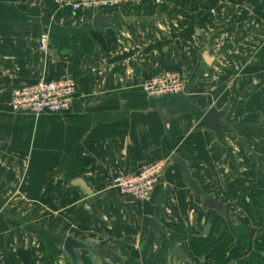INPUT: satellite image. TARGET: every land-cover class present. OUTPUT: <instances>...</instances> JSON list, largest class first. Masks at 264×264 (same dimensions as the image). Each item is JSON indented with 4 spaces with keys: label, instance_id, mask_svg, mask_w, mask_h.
<instances>
[{
    "label": "crops",
    "instance_id": "1",
    "mask_svg": "<svg viewBox=\"0 0 264 264\" xmlns=\"http://www.w3.org/2000/svg\"><path fill=\"white\" fill-rule=\"evenodd\" d=\"M97 14L112 19L99 31ZM42 32L47 51L38 41ZM164 70L186 75L183 92L147 98L141 83ZM62 77L77 87L68 113L12 111L14 89ZM209 112L216 120L223 113L221 132L205 123ZM159 159L165 166L150 201L139 204L109 189L114 176ZM55 177L67 181L63 229L92 243L95 251L87 253L99 254L103 264L115 258L99 245L121 240L127 247L118 255L138 264H159L149 259L157 249L161 264H186L171 255L181 246L178 229L198 238L202 223L219 219L253 238L246 258L264 232L260 0H143L99 13H73L48 0H0V208L10 201L21 211V194L3 201L13 188L45 192L42 222L53 223ZM77 177L91 195L72 185ZM208 195L225 215L204 205ZM21 218L12 221L21 225ZM13 235L20 238V230ZM203 259L211 262L212 252Z\"/></svg>",
    "mask_w": 264,
    "mask_h": 264
},
{
    "label": "rangeland",
    "instance_id": "2",
    "mask_svg": "<svg viewBox=\"0 0 264 264\" xmlns=\"http://www.w3.org/2000/svg\"><path fill=\"white\" fill-rule=\"evenodd\" d=\"M48 1H51L54 7H59L54 4L53 0H48ZM260 3L261 5H263L264 8V0H260ZM42 34L45 33L42 32L41 35ZM38 41L39 43H41L40 42L41 36ZM183 75L185 77V80L187 81L186 75L184 73ZM40 180L41 177L38 178L39 183ZM66 182L67 181H65L64 178L55 177V191L53 193L54 221L53 223H49V225H47L45 222H42L43 220L42 217H44V213L46 209L45 200H44L45 192L22 193V192H18V189L16 187V189L13 188V192L11 193H7V192L3 193V201H7L9 197L11 198L17 196L20 197V194L22 195V197H20L22 199V208L20 212L17 208L13 206V204L10 201L8 203H4L5 207L0 208V224L6 222V224L2 228L0 227V230L2 232V236H1L2 239H0V248H2L1 250L6 251V255H5L6 264H19V263L22 264V262L19 260V258L16 255V250L18 248H25L30 250L32 257V264H54V263L70 264L69 260L66 258L65 254L62 252L61 249L62 241L68 235L67 230L63 229V226L61 224L62 221L61 204L62 202H64L63 198L65 197V191L67 188ZM138 203L144 204L146 202H138ZM246 210H247L246 214L248 216L249 215L252 216L251 218L253 220L251 221L250 224L251 226L252 225L254 226L255 224L254 222H256L257 220L254 219L253 217L252 214L253 209L247 206ZM19 214L22 215L21 216L22 218L19 217L20 216ZM34 215H36L35 223L33 222ZM13 218H16V220L21 218L22 224L21 225L14 224L12 221ZM31 221L33 224L31 223ZM262 221L264 222V218ZM234 222L235 224L239 223V221H234ZM48 226H50V230ZM46 227L47 230H45ZM18 230H20L21 232L20 238H16L17 235L16 236L13 235L14 232ZM178 231H180L179 242H181V246L185 250V252L187 249V251L190 253L189 255L191 256L193 263L205 264L203 258H205L211 252V249L210 252L209 251L205 252L202 251L201 249L197 250V247L200 245L198 241L194 239H193L194 240L193 244L191 243L190 241L191 235H189L190 233L188 229H185V227L182 226V228H179ZM198 233H201L203 238L208 235L209 239L211 238V240L213 241H215V239L219 237H222V239H224L227 236L231 237L232 239H236L237 236L242 237L244 239V234H246L245 231L240 226L231 228L227 223H222V220L220 219L217 220L216 222L202 223V227ZM188 235L189 237L185 239L186 241H184L183 238H185V236ZM4 237H9V238H4ZM89 242L96 243L97 241H89ZM161 242H162L161 240L159 242H156L158 248L161 247L162 245ZM252 242H253V238L249 239V242H247L246 240L247 247H249L252 244ZM114 243L115 245L106 244L104 247L102 245H99L102 251L107 250V252L112 253L113 257L115 258L113 264H120V261L132 259L127 255H125V257H121L118 255V251L124 253V251L126 250L127 247L126 241L121 240V241H116ZM158 250L159 249L155 250L154 256L149 257V259H151V263H153V261L159 264L162 263L163 251H158ZM251 252H253L252 254L256 253V249L254 245L252 246ZM251 252L247 256L252 255ZM84 254H81V256H79V260L81 261L80 264H103L101 256H99V254L98 255L97 253H87L85 255ZM261 255L264 258V252L261 253ZM247 256L245 259L249 260V257ZM211 264H215V263H211Z\"/></svg>",
    "mask_w": 264,
    "mask_h": 264
},
{
    "label": "built area",
    "instance_id": "3",
    "mask_svg": "<svg viewBox=\"0 0 264 264\" xmlns=\"http://www.w3.org/2000/svg\"><path fill=\"white\" fill-rule=\"evenodd\" d=\"M142 0H53L59 7H68L73 13H99L118 9L124 5H135ZM40 47L48 50V36L41 35ZM186 80L179 70H164L143 80L141 89L147 98L175 96L183 92ZM73 79L62 77L55 80H41L31 85L14 89L10 107L15 113L28 115L68 113L76 93ZM164 159L152 161L137 172L118 174L109 184V189L138 202L151 199L156 184L163 174Z\"/></svg>",
    "mask_w": 264,
    "mask_h": 264
},
{
    "label": "trees",
    "instance_id": "4",
    "mask_svg": "<svg viewBox=\"0 0 264 264\" xmlns=\"http://www.w3.org/2000/svg\"><path fill=\"white\" fill-rule=\"evenodd\" d=\"M193 239L197 240L200 245L197 247V250L201 249L202 251L210 252V249H211L213 260L209 262V264L211 263H215V264H230V263L231 264H264V258L261 255V253L264 252V232L261 234V236L258 239L254 241L253 245L256 249V253L252 254L253 252H251L252 255L247 256L249 257V260H246L245 258H241L242 254L246 252L248 248L246 244V240L247 242H249V240H248V237H246V234H244V239L238 236L236 239H232L231 237L227 236L224 239H222V237H219L215 239V241L211 240V238L209 239L208 235L204 238L202 236L198 238L191 237L190 241L192 244L194 241ZM186 253L191 258V256L189 255L190 253L187 251V249H186ZM16 255L19 258V260L22 262V264H32V257H31V252L29 249L18 248L16 250ZM120 264H138V263L132 259H128V260L120 261Z\"/></svg>",
    "mask_w": 264,
    "mask_h": 264
},
{
    "label": "water",
    "instance_id": "5",
    "mask_svg": "<svg viewBox=\"0 0 264 264\" xmlns=\"http://www.w3.org/2000/svg\"><path fill=\"white\" fill-rule=\"evenodd\" d=\"M112 19L108 16L97 14L93 18V27L96 31H99L100 28L105 27L109 21ZM204 61L207 64H210L212 61L211 57L204 56ZM222 112L217 114V120L215 116L213 117V114L209 112L207 116L205 117L204 121L205 123L214 124L213 127H215L219 132H221V123L218 121V119L221 118ZM213 119V120H212ZM212 121V123L210 122ZM215 122V123H213ZM72 185L77 186L83 196H89L92 194L91 189L84 183L83 179L77 177L73 179ZM204 205L208 206L211 209L216 210L219 214L225 215V210L221 207V204L214 199L211 195H208L204 200ZM62 252L65 254L66 258L69 260L70 264H80L79 260V253H87L89 251H95V246L92 243H88L86 241H83L77 237H74L73 235H67L61 244ZM171 255L175 256L176 258L180 259L181 261L185 262L186 264H191L192 260L188 256V254L184 251V249L180 245H176L171 250Z\"/></svg>",
    "mask_w": 264,
    "mask_h": 264
}]
</instances>
